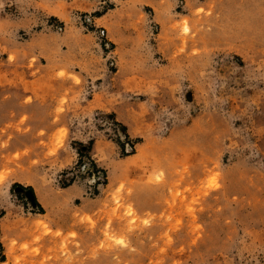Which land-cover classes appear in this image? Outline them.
Here are the masks:
<instances>
[{
  "label": "rangeland",
  "instance_id": "374dc122",
  "mask_svg": "<svg viewBox=\"0 0 264 264\" xmlns=\"http://www.w3.org/2000/svg\"><path fill=\"white\" fill-rule=\"evenodd\" d=\"M0 264H264V0H0Z\"/></svg>",
  "mask_w": 264,
  "mask_h": 264
}]
</instances>
